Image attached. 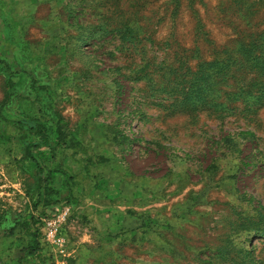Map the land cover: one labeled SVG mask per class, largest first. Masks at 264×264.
Masks as SVG:
<instances>
[{
	"label": "rangeland",
	"instance_id": "rangeland-1",
	"mask_svg": "<svg viewBox=\"0 0 264 264\" xmlns=\"http://www.w3.org/2000/svg\"><path fill=\"white\" fill-rule=\"evenodd\" d=\"M0 264H264V0H0Z\"/></svg>",
	"mask_w": 264,
	"mask_h": 264
},
{
	"label": "built area",
	"instance_id": "built-area-1",
	"mask_svg": "<svg viewBox=\"0 0 264 264\" xmlns=\"http://www.w3.org/2000/svg\"><path fill=\"white\" fill-rule=\"evenodd\" d=\"M60 221H61L60 217H59V220H56V219L49 220L48 224L51 227V231H49V233L51 235L57 234V232L59 230Z\"/></svg>",
	"mask_w": 264,
	"mask_h": 264
}]
</instances>
